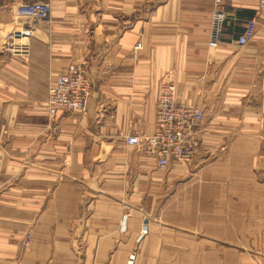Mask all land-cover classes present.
I'll use <instances>...</instances> for the list:
<instances>
[{
    "label": "crops",
    "instance_id": "1",
    "mask_svg": "<svg viewBox=\"0 0 264 264\" xmlns=\"http://www.w3.org/2000/svg\"><path fill=\"white\" fill-rule=\"evenodd\" d=\"M36 2L45 18L20 12ZM223 6L210 48L213 0H0V264H125L132 252L135 264H241V247L256 248L264 8ZM252 18L254 37L237 45ZM14 31L23 45L10 54ZM73 60L86 64L89 107L50 118L48 81ZM167 74L204 118L196 156L162 169L125 137L154 132ZM183 190L186 209H165V191Z\"/></svg>",
    "mask_w": 264,
    "mask_h": 264
},
{
    "label": "built area",
    "instance_id": "2",
    "mask_svg": "<svg viewBox=\"0 0 264 264\" xmlns=\"http://www.w3.org/2000/svg\"><path fill=\"white\" fill-rule=\"evenodd\" d=\"M225 0H213L211 12L210 35L208 46L216 47L226 17ZM259 7L264 8V0H258ZM22 14L32 18H45L49 12L47 2H36L26 5L20 10ZM256 20L249 19L243 32L235 40L237 45L243 46L251 40L256 31ZM17 31L9 32L4 38L8 53L20 51ZM140 44L136 45L139 48ZM173 76L165 75L159 82L155 103L156 128L153 133L143 135L132 132L125 137L127 145L139 149L140 152L152 156L159 168H166L172 163L185 165L189 163L199 146V128L204 118L203 109L199 104L187 103L176 93ZM46 90L45 104L48 117H55L59 113L76 112L84 116L88 102L93 94L92 84L87 77L86 64L80 60H73L66 64L64 70L51 76ZM146 223L142 224L141 238L147 232ZM30 242V234L23 239L26 248ZM125 264H135V253H130Z\"/></svg>",
    "mask_w": 264,
    "mask_h": 264
},
{
    "label": "rangeland",
    "instance_id": "3",
    "mask_svg": "<svg viewBox=\"0 0 264 264\" xmlns=\"http://www.w3.org/2000/svg\"><path fill=\"white\" fill-rule=\"evenodd\" d=\"M41 104L37 105V111H40V106ZM40 107V108H39ZM16 119V118H15ZM17 121H25V119L21 118V119H16ZM0 123L2 126L7 124V119L6 118H1L0 119ZM264 135H262V139H263ZM262 157L263 152L261 153ZM260 157V155H259ZM184 167V165H182ZM257 172H256V186H257V194H256V206L254 208L251 207V209H259L258 210V219H260V221L258 220V245L255 247H250V252H249V248L247 247H241V253H242V258H241V264H249V260L246 261L244 259H248L249 253L251 254V256L254 259V263L252 262V264H264V245H261L260 242L264 241V165H257L256 167ZM231 186H233V183ZM210 192V190L208 191ZM184 190L181 191V197L177 196V199H175V197L173 196V193H170L169 191H165L164 196L162 197V204L164 203V205H166L165 209H186V199L184 198ZM238 194V192H236ZM226 199V203H227ZM237 201V199H235ZM206 204L204 206V208L206 209H212L213 205H215V198H209L205 200ZM235 202V201H234ZM231 204V207H238L237 202ZM227 207V206H226ZM196 208H199V204L196 205ZM247 208V206H246ZM190 209V207H189ZM27 234V233H26ZM25 234V235H26ZM25 237V236H24ZM260 244V245H259ZM22 247L23 246V241H22ZM257 255V257L255 256ZM257 259V260H256ZM228 264H231L229 262H227Z\"/></svg>",
    "mask_w": 264,
    "mask_h": 264
}]
</instances>
